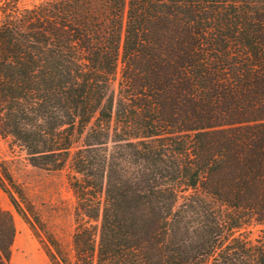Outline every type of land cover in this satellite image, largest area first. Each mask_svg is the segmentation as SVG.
<instances>
[{
  "label": "trees",
  "instance_id": "trees-1",
  "mask_svg": "<svg viewBox=\"0 0 264 264\" xmlns=\"http://www.w3.org/2000/svg\"><path fill=\"white\" fill-rule=\"evenodd\" d=\"M0 140L76 197L66 247L0 157V264L2 193L51 264H264V0H0Z\"/></svg>",
  "mask_w": 264,
  "mask_h": 264
},
{
  "label": "rangeland",
  "instance_id": "rangeland-1",
  "mask_svg": "<svg viewBox=\"0 0 264 264\" xmlns=\"http://www.w3.org/2000/svg\"><path fill=\"white\" fill-rule=\"evenodd\" d=\"M42 0H21L31 6ZM0 157L6 160L15 181L25 190L41 223L66 247L72 243L75 231L76 197L69 185L70 169L47 171L32 166L19 149L11 151L0 140ZM2 206L15 219L16 237L11 264H51L42 244L47 241L36 220L29 216L26 221L16 211L5 193L1 195ZM255 237L257 234L254 235Z\"/></svg>",
  "mask_w": 264,
  "mask_h": 264
}]
</instances>
